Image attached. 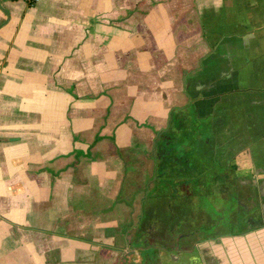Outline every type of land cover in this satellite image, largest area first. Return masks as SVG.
Segmentation results:
<instances>
[{"label":"crops","instance_id":"obj_1","mask_svg":"<svg viewBox=\"0 0 264 264\" xmlns=\"http://www.w3.org/2000/svg\"><path fill=\"white\" fill-rule=\"evenodd\" d=\"M0 264H264V0H0Z\"/></svg>","mask_w":264,"mask_h":264},{"label":"trees","instance_id":"obj_2","mask_svg":"<svg viewBox=\"0 0 264 264\" xmlns=\"http://www.w3.org/2000/svg\"><path fill=\"white\" fill-rule=\"evenodd\" d=\"M150 163L153 164V167L155 166V167L159 168V170L162 169V164H159L155 159L153 161H150ZM169 164H171V163H169ZM201 164H202V167L206 168V169H208L212 166V165H210V162L207 160H202V163L198 164V166ZM177 167H181V166H177ZM210 178H213V177H209L206 175L205 176L204 175H201V176H178L177 175L174 177H167V176L162 177L160 172L157 176H155L156 182L160 183V182L165 181L171 186V188L173 189L171 196L175 200H176V198H178L179 195L183 194L182 191L178 190V188H177L178 185H183L184 183L185 184H189V183L194 184V183H199V182L202 184H206V183L211 181ZM204 194L205 193H203V198L205 200L207 198L204 197ZM193 195H195V193L193 191H190V193H189L190 197L186 198L188 201H190V202H186L187 206L192 207V203H191L190 198L193 197ZM157 196H158V199L160 200L161 193L159 192V194ZM160 211H161V208H159V210H156V212H158L157 216L161 219V215H159ZM184 211L186 212L187 210L185 209ZM169 216H170V219H169L168 223H165V225L167 224L170 232L183 231L184 225L181 223V221L180 222L177 221V218L179 217L177 210L175 211V209L171 208ZM157 224L158 225L156 226V228H158V233H161L163 230V226H165V225H164V223H161V222H159ZM143 227L141 225V229L144 230ZM209 227H210V225L202 224L200 229L208 230Z\"/></svg>","mask_w":264,"mask_h":264},{"label":"rangeland","instance_id":"obj_3","mask_svg":"<svg viewBox=\"0 0 264 264\" xmlns=\"http://www.w3.org/2000/svg\"><path fill=\"white\" fill-rule=\"evenodd\" d=\"M19 1H21V2H24L25 4L27 3L26 1H24V0H19ZM110 114V117L112 118V119H114V120H116L118 117H120L121 118V116L123 117V120L122 121H124V122H130V119H129V117H131L130 115H131V113L130 112H127V111H123L122 112V115H121V113H118V116L116 115L117 113H108V115ZM190 114H193V111H191L190 110ZM194 115V114H193ZM192 115V116H193ZM133 117V116H132ZM192 122H194L195 121V118L194 117H192ZM203 121H201V120H198V124L199 125H201V123H202ZM203 124V123H202ZM130 131H136L135 130V128H132V127H127V128H125V129H123V136L125 135V137L126 136H131V134H129V132ZM139 131V130H138ZM137 132V131H136ZM127 134V135H126ZM140 134H141V132L139 133V132H137L136 133V137H138V141L140 140V141H142L141 140V138L139 137L140 136ZM188 134L187 133H185V135L184 136H187ZM127 138V137H126ZM143 138H144V136H143ZM146 139V138H145ZM150 161H152V160H149V163H150ZM159 164L161 163V161H157ZM175 162H177V161H175ZM175 162H172V164H171V166H175V168L177 167V164L175 163ZM174 170V169H173ZM160 173H161V169H160V171H159ZM156 186L154 185V188H155ZM152 193V192H151ZM156 198V197H155ZM213 199V198H212ZM214 200H216V199H214ZM218 200H219V197H218ZM160 214L159 215H161L162 216V213H161V211L159 212ZM217 215H215L214 217H213V219H218V218H222V216H219V213H216ZM146 215H148V214H146ZM201 219H202V222H207V220H208V218L207 219H205V217H201ZM218 221V220H217Z\"/></svg>","mask_w":264,"mask_h":264},{"label":"built area","instance_id":"obj_4","mask_svg":"<svg viewBox=\"0 0 264 264\" xmlns=\"http://www.w3.org/2000/svg\"><path fill=\"white\" fill-rule=\"evenodd\" d=\"M28 3H31V4H36V3H39L41 0H24Z\"/></svg>","mask_w":264,"mask_h":264}]
</instances>
